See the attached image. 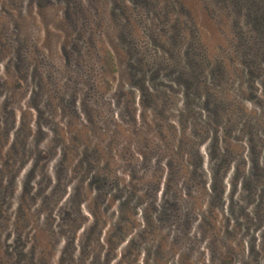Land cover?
<instances>
[{
	"label": "rangeland",
	"instance_id": "374dc122",
	"mask_svg": "<svg viewBox=\"0 0 264 264\" xmlns=\"http://www.w3.org/2000/svg\"><path fill=\"white\" fill-rule=\"evenodd\" d=\"M0 264H264V0H0Z\"/></svg>",
	"mask_w": 264,
	"mask_h": 264
}]
</instances>
